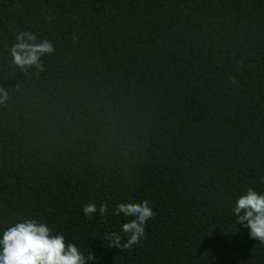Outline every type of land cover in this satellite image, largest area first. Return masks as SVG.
I'll return each instance as SVG.
<instances>
[{
  "label": "trees",
  "instance_id": "16d2710c",
  "mask_svg": "<svg viewBox=\"0 0 264 264\" xmlns=\"http://www.w3.org/2000/svg\"><path fill=\"white\" fill-rule=\"evenodd\" d=\"M20 31L55 45L44 71L13 64ZM0 87V235L35 218L88 264H264L233 213L264 194V0H0ZM144 200L147 238L109 248Z\"/></svg>",
  "mask_w": 264,
  "mask_h": 264
},
{
  "label": "clouds",
  "instance_id": "9594fccd",
  "mask_svg": "<svg viewBox=\"0 0 264 264\" xmlns=\"http://www.w3.org/2000/svg\"><path fill=\"white\" fill-rule=\"evenodd\" d=\"M16 43L11 47L12 62L22 70L35 67L44 71L41 57L55 51V45L48 39L39 43L38 35L31 31H20L15 36ZM8 100V91L0 87V105ZM107 203H102L99 213L102 217L108 214ZM97 212V206L89 203L84 206L83 213L88 218ZM233 213L237 225L248 228L250 238L264 244V194L252 188L236 200ZM116 216L123 214L127 219L121 229L127 236L126 243L122 244V237L116 232L106 234L109 248L130 250L133 245H139L142 239L147 238L146 225L156 213L144 200L141 203H120L114 210ZM16 222L7 227L0 235V264H88L95 261L92 253L85 257L80 248L71 242H66L62 233H55L45 222L35 218Z\"/></svg>",
  "mask_w": 264,
  "mask_h": 264
}]
</instances>
